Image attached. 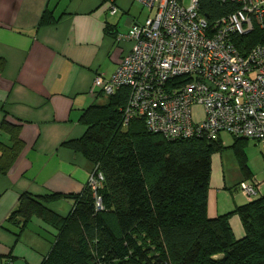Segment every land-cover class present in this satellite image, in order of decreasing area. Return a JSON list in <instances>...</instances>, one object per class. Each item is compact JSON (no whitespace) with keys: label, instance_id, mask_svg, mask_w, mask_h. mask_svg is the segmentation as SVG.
Wrapping results in <instances>:
<instances>
[{"label":"trees","instance_id":"1","mask_svg":"<svg viewBox=\"0 0 264 264\" xmlns=\"http://www.w3.org/2000/svg\"><path fill=\"white\" fill-rule=\"evenodd\" d=\"M238 6L198 0V12L210 24ZM234 43L242 54L264 43V26L255 25L234 37ZM127 96V89L119 88L106 103L89 106L82 115L84 134L63 143L102 173L96 190L102 208L96 209L87 185L77 194L22 193L6 218L17 227L15 236L32 217L57 230L41 264H264V195L216 217L207 215L211 155L224 148L219 136L169 140L148 130L142 120L123 127ZM0 132L9 141L0 139V174H6L23 141L19 127L5 119ZM234 138L230 147L244 180L250 179L244 151L250 139ZM60 197L73 199L66 216L45 205ZM232 214L241 221L243 237L236 238L232 231Z\"/></svg>","mask_w":264,"mask_h":264},{"label":"crops","instance_id":"2","mask_svg":"<svg viewBox=\"0 0 264 264\" xmlns=\"http://www.w3.org/2000/svg\"><path fill=\"white\" fill-rule=\"evenodd\" d=\"M146 15L135 0H0V123L5 119L18 126L23 141L12 166L0 174V264H41L48 254L55 228L32 217L16 237L17 227L6 218L22 193L67 195L85 188L93 164L63 143L84 134L82 115L89 106L107 102L108 95L93 88V79L115 71L132 46L117 35ZM0 139L9 142L3 132ZM222 144L211 155V218L264 195V150H244L250 177L259 182L258 194L247 198L238 189L245 175L235 153ZM45 205L66 216L73 199L60 197ZM229 223L236 238L244 236L237 214Z\"/></svg>","mask_w":264,"mask_h":264},{"label":"built area","instance_id":"3","mask_svg":"<svg viewBox=\"0 0 264 264\" xmlns=\"http://www.w3.org/2000/svg\"><path fill=\"white\" fill-rule=\"evenodd\" d=\"M147 12L117 39L132 41L115 71L97 74L93 88L106 95L126 88L121 124L142 120L146 128L166 139L207 137L221 132L264 144V43L240 53L234 37L264 26V0H221L238 8L208 23L198 11V0H135ZM111 13L116 12L112 6ZM203 117L195 120L193 108ZM103 175L94 166L86 185L96 190ZM238 189L247 198L257 195L255 178Z\"/></svg>","mask_w":264,"mask_h":264},{"label":"rangeland","instance_id":"4","mask_svg":"<svg viewBox=\"0 0 264 264\" xmlns=\"http://www.w3.org/2000/svg\"><path fill=\"white\" fill-rule=\"evenodd\" d=\"M188 2L189 0H183L184 5H187ZM193 114H194V118H199L202 113L198 108H194ZM219 138L222 143H226L229 145H231L235 140L234 136L228 134L227 132H221L219 134ZM244 149H247V151L251 152V154L260 153V149L264 150V144L259 142L255 143L254 140L250 139L244 144Z\"/></svg>","mask_w":264,"mask_h":264}]
</instances>
